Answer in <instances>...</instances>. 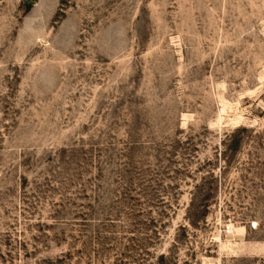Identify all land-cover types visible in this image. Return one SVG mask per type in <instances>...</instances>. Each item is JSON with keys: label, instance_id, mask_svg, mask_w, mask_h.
Here are the masks:
<instances>
[{"label": "rangeland", "instance_id": "rangeland-1", "mask_svg": "<svg viewBox=\"0 0 264 264\" xmlns=\"http://www.w3.org/2000/svg\"><path fill=\"white\" fill-rule=\"evenodd\" d=\"M0 264H264V0H0Z\"/></svg>", "mask_w": 264, "mask_h": 264}]
</instances>
